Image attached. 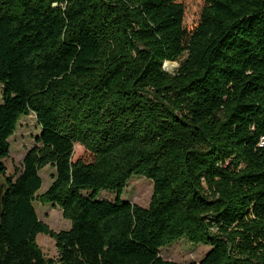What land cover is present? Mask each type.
<instances>
[{
    "label": "trees",
    "instance_id": "1",
    "mask_svg": "<svg viewBox=\"0 0 264 264\" xmlns=\"http://www.w3.org/2000/svg\"><path fill=\"white\" fill-rule=\"evenodd\" d=\"M184 12L182 0H0V178L19 119L41 127L0 188V264H183L159 255L183 237L209 246L187 264H264V0H202L190 30ZM75 144L91 159L73 160ZM134 175L152 182L147 207L121 199ZM35 200L70 229L40 221Z\"/></svg>",
    "mask_w": 264,
    "mask_h": 264
},
{
    "label": "rangeland",
    "instance_id": "2",
    "mask_svg": "<svg viewBox=\"0 0 264 264\" xmlns=\"http://www.w3.org/2000/svg\"><path fill=\"white\" fill-rule=\"evenodd\" d=\"M182 1L185 7L183 25L186 29L190 30L198 22L202 0ZM174 63L175 66L166 65V62L163 63L164 70L172 73L178 66V62ZM1 93L2 87L0 85V104L2 102ZM40 133L41 127L34 113L22 116L19 119L13 135L8 139L10 144L9 156L4 160L7 170L5 176L0 178V188L7 176L12 177L13 180L19 176L22 170L23 159L28 150L37 145L36 138ZM79 158L90 160L91 156L82 146L75 144L73 148V160ZM54 175L55 169L50 166H46L39 171L42 185L37 194H42L47 190L53 181ZM152 186V182L149 179L144 176L134 175L127 181L121 199L131 204L147 207L152 195ZM98 197L99 199L113 201L115 193L112 191H101ZM33 206L38 219L47 224L53 231L58 232L70 229V221L63 218L60 207L53 206L52 204H43L38 200L33 201ZM36 243L46 257L57 258V250L52 238L39 233L36 237ZM208 250L209 246L193 244L183 237L169 245L161 247L159 255L164 260L187 264L198 262Z\"/></svg>",
    "mask_w": 264,
    "mask_h": 264
},
{
    "label": "bare ground",
    "instance_id": "3",
    "mask_svg": "<svg viewBox=\"0 0 264 264\" xmlns=\"http://www.w3.org/2000/svg\"><path fill=\"white\" fill-rule=\"evenodd\" d=\"M166 65L175 66V63L174 62H166Z\"/></svg>",
    "mask_w": 264,
    "mask_h": 264
},
{
    "label": "water",
    "instance_id": "4",
    "mask_svg": "<svg viewBox=\"0 0 264 264\" xmlns=\"http://www.w3.org/2000/svg\"><path fill=\"white\" fill-rule=\"evenodd\" d=\"M165 63V62H164Z\"/></svg>",
    "mask_w": 264,
    "mask_h": 264
}]
</instances>
